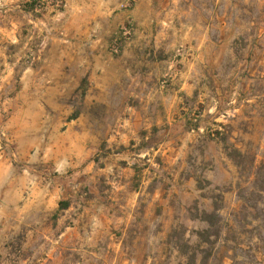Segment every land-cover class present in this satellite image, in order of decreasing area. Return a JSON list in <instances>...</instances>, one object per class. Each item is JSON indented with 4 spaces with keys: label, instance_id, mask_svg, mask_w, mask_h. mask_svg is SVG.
<instances>
[{
    "label": "rangeland",
    "instance_id": "1",
    "mask_svg": "<svg viewBox=\"0 0 264 264\" xmlns=\"http://www.w3.org/2000/svg\"><path fill=\"white\" fill-rule=\"evenodd\" d=\"M30 2L0 0V264H264V0Z\"/></svg>",
    "mask_w": 264,
    "mask_h": 264
},
{
    "label": "crops",
    "instance_id": "2",
    "mask_svg": "<svg viewBox=\"0 0 264 264\" xmlns=\"http://www.w3.org/2000/svg\"><path fill=\"white\" fill-rule=\"evenodd\" d=\"M1 67L2 66H1V63H0V87H1V85L3 83L2 80L5 79L3 74H1ZM3 72H4V70H3ZM186 85L187 84H184V86H186ZM188 88L191 89L190 86H188ZM175 113H176L175 116H177L179 118V123H181L183 121V116L181 114L182 112L180 110L179 111L175 110ZM170 116H171V110L168 111V114H167V117H166L167 118L166 123H171L170 122ZM134 177H135V175L133 173L132 176H130V178H129V180L127 182L126 181L125 182H116L117 189L118 190L124 189L125 196L127 194H133L134 197H135V201L128 198V199H126V203L122 202V210L121 211H122V213L124 215H121L119 217V219H121L122 221L124 219H126L125 220L126 221V224H125L126 227H128L131 222L135 221V220L132 221V218H135V216H133V215H134V212H135V205L137 204V198L140 195H144L145 194V191H146L145 188H146V186L148 184V181H151V179H153L154 181H159V178L157 180V176L154 175L148 181H146L145 178H144L143 181L140 184H138L137 186H133ZM164 180L168 181L167 183H171L173 181L172 186H170L169 193L176 192V190H177L175 188L176 179L166 178ZM129 192H131V193H129ZM163 194H164V191H163L162 187H160L159 185L156 186L155 189H154V200L158 202L157 207L160 206V205H163V203H164V201L162 199L163 198L162 197ZM131 201H133V203H134L133 205H129L131 203ZM128 213H129V215H127L126 218H125V214H128Z\"/></svg>",
    "mask_w": 264,
    "mask_h": 264
},
{
    "label": "trees",
    "instance_id": "3",
    "mask_svg": "<svg viewBox=\"0 0 264 264\" xmlns=\"http://www.w3.org/2000/svg\"><path fill=\"white\" fill-rule=\"evenodd\" d=\"M39 1H40V3H41V1H42L44 4L47 3V0H31L30 4L32 5V6H31L32 9H35V7H36L38 4H40ZM54 1H58V0H54ZM63 4H64V0H61V5L63 6ZM67 207H68V203H63V204H62V208H63V209H66ZM194 264H196V260H195V258H194Z\"/></svg>",
    "mask_w": 264,
    "mask_h": 264
}]
</instances>
